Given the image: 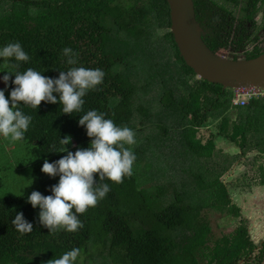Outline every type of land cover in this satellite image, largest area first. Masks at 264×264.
Segmentation results:
<instances>
[{
	"label": "trees",
	"instance_id": "16d2710c",
	"mask_svg": "<svg viewBox=\"0 0 264 264\" xmlns=\"http://www.w3.org/2000/svg\"><path fill=\"white\" fill-rule=\"evenodd\" d=\"M200 1H194L197 19ZM169 27L166 0H0V48L19 42L30 57L27 62L0 58V77L5 71L13 73L7 86L4 81L0 86L8 96L15 87L11 83L14 73L28 68L51 78L74 66L105 73L98 90L83 97L81 113H62L58 93H54L55 104L41 102L36 110L20 105L32 117L21 140L28 144L30 155L49 158L50 163L58 160L67 153L51 150L59 148L65 136L71 137L65 146L69 151L89 147L91 138L78 125L80 115L89 110L128 127L140 140L131 147L136 156L131 177L116 184L96 176L97 186L108 183L111 190L96 207L77 214L84 227L76 232L48 233L31 204H24L23 196L0 197V264H47L74 248L80 249L74 264L90 250L95 256L108 257L112 264H264V240L256 243L248 219L240 216L234 188L223 179L227 176L224 169L211 172L210 179L203 172H193L198 187L193 194L187 183L160 181L162 176L171 179L167 173L172 170L171 157L157 151L164 143L162 138L154 142L153 159L148 153L153 137L145 138L141 127L156 117L170 122V127L161 126L165 136L177 129L176 139L187 156L211 157L217 148L215 140L222 138L237 146L240 155L255 146L257 155L264 158V97L234 105L231 88L200 78L185 63ZM204 42L217 51L215 37L207 33ZM65 47L78 53L76 65L66 63ZM260 52L247 51L246 57ZM155 82L161 86L160 111L152 114L148 105L137 101L141 100L139 89H150ZM134 114L139 116V127L132 124ZM211 123L215 130L202 138L199 129ZM43 162L32 171L38 182L35 191L51 195L50 186L59 176L42 173ZM259 173V180L256 176L251 180L262 185L263 163ZM167 185L172 186V194ZM205 209L233 217V230L214 232ZM18 212L33 225L31 233L21 235L12 225ZM262 219L264 224V208Z\"/></svg>",
	"mask_w": 264,
	"mask_h": 264
},
{
	"label": "clouds",
	"instance_id": "9594fccd",
	"mask_svg": "<svg viewBox=\"0 0 264 264\" xmlns=\"http://www.w3.org/2000/svg\"><path fill=\"white\" fill-rule=\"evenodd\" d=\"M62 53L68 65L77 64L78 53L72 48L65 47ZM0 58L18 62H27L30 59L19 42L8 43L0 48ZM11 74L13 73L5 71V75L0 77L5 86ZM14 74L15 78L11 83L15 87L11 89L9 98L0 89V136L12 142L24 139V133L32 120L31 116L23 113L21 104L36 110L41 102L57 103L54 93H58L62 113H81L83 97L90 90H98L97 86L103 82L105 75L99 68L89 69L82 66L60 71L57 78L41 75V72L32 68ZM78 125L86 129V135L91 138L90 146L72 152L65 147L70 143L71 137L60 139L61 146L53 147L51 151L67 154L51 163L45 160L41 166V172L49 177L59 176L58 182L50 186L52 194L42 195L34 190L27 197V202L33 208L39 207V224L51 234L60 230L76 232L84 227L77 214L96 207L111 190L108 183L97 186V175L99 181L109 180L120 184L125 177L133 174L136 159L130 147L136 144L133 130L126 126H117L113 120L106 119L104 113L96 110L80 115ZM11 223L21 235L33 231V225L24 219L22 212H18ZM79 255L80 249L74 248L59 258L49 260L47 264H74Z\"/></svg>",
	"mask_w": 264,
	"mask_h": 264
},
{
	"label": "rangeland",
	"instance_id": "374dc122",
	"mask_svg": "<svg viewBox=\"0 0 264 264\" xmlns=\"http://www.w3.org/2000/svg\"><path fill=\"white\" fill-rule=\"evenodd\" d=\"M221 52L225 54V51ZM137 74L140 79L143 77L142 72ZM2 85L3 80L0 79V86ZM149 88L150 89H145L143 91L139 89L141 100L139 99L137 103H140L141 101L151 108L152 114H157L158 111H160L158 95L160 93L161 86L158 82H155L150 85ZM4 94L6 98H9L6 93ZM144 100L148 101V103L143 102ZM151 120H154L155 123L150 122ZM150 121L146 122L141 127L142 134L145 138L148 134L153 137L151 148L148 150V153L153 159L152 150L155 148L154 142H158L162 138L164 143L161 146V149H158L157 151L162 150L163 155L168 154V156L171 157L169 159L171 164L169 168L172 170H168L167 173L171 176V179H166L162 176L160 181H163L165 184L168 180H173L174 184L187 183L185 186L190 187L192 189V193L195 194L198 187L193 179V172H203V176L210 179L212 177L211 172H217L224 169V174H227V176H224L223 179L225 182H230L231 187L234 188L232 193L234 195V202L240 207V216L248 219L250 232L256 243L263 241L264 224L262 217L264 208V184L260 185L257 180H259L260 177L259 165L263 163L264 166V158L257 155V152L255 151L256 147L254 146L252 149L251 147H248L251 150L247 151V149L244 154L241 153L240 155V151L237 146L229 143L225 139L217 138L215 140L217 148L211 157L205 158L187 156L176 139L175 134L177 129H171L166 133V136L164 135L161 126L170 127L169 121H165V119L160 118L156 120V117H151ZM132 124L134 127H139L140 122L138 114H134ZM215 128L216 126L214 123L206 125L199 129V135L205 139L208 137L210 132L215 130ZM135 139V145L140 144V140H138L136 136ZM135 145L130 147L133 148ZM231 153L234 154L231 155ZM237 155L242 157V159L236 161ZM47 159L49 158H33L30 155L28 144L23 141L12 142L11 140H6L0 136V179L2 182L0 187V197H14L21 195L24 197V204H30L27 202V197L38 187V182L32 175L33 168ZM157 159L158 157L154 156V161H157ZM188 164L189 169H186ZM244 172H246V175H242ZM242 176H244V178L238 179ZM251 176H256L257 180L252 181ZM248 182H251L250 185L244 184ZM167 191L169 194H172V186L169 189V185H167ZM201 195H203V193H201ZM34 210L36 216L38 217L39 207L37 206ZM207 210L208 209H205L204 212L207 213L214 232L233 230L236 225L233 217L230 215L209 213ZM104 254H106V251ZM90 255L93 257L91 258ZM85 256L81 255L77 264H112L108 257H104L103 259L101 256H95V253L91 250L89 251V254Z\"/></svg>",
	"mask_w": 264,
	"mask_h": 264
},
{
	"label": "water",
	"instance_id": "95a60500",
	"mask_svg": "<svg viewBox=\"0 0 264 264\" xmlns=\"http://www.w3.org/2000/svg\"><path fill=\"white\" fill-rule=\"evenodd\" d=\"M170 31L185 63L200 78L223 87L264 88V51L246 58L212 51L204 42L195 18L193 0H166Z\"/></svg>",
	"mask_w": 264,
	"mask_h": 264
},
{
	"label": "flooded vegetation",
	"instance_id": "af4514ba",
	"mask_svg": "<svg viewBox=\"0 0 264 264\" xmlns=\"http://www.w3.org/2000/svg\"><path fill=\"white\" fill-rule=\"evenodd\" d=\"M194 11L203 40L215 37L217 51L234 58L264 51V0H201L198 19Z\"/></svg>",
	"mask_w": 264,
	"mask_h": 264
},
{
	"label": "built area",
	"instance_id": "2783aa9c",
	"mask_svg": "<svg viewBox=\"0 0 264 264\" xmlns=\"http://www.w3.org/2000/svg\"><path fill=\"white\" fill-rule=\"evenodd\" d=\"M232 89V103L234 105H245L251 98L264 97V88L257 86L236 87Z\"/></svg>",
	"mask_w": 264,
	"mask_h": 264
}]
</instances>
